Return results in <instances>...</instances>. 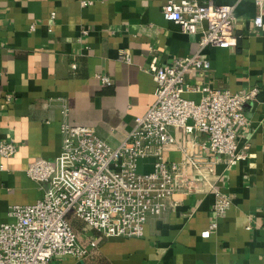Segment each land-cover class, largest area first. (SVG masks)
Segmentation results:
<instances>
[{
	"label": "crops",
	"instance_id": "0c3cea01",
	"mask_svg": "<svg viewBox=\"0 0 264 264\" xmlns=\"http://www.w3.org/2000/svg\"><path fill=\"white\" fill-rule=\"evenodd\" d=\"M254 1L244 0L236 9L237 46L208 47L202 57L211 70L189 77L193 84L233 93L260 89L244 106L249 125L238 129L240 145L250 146L248 159L215 165L213 183L232 200L230 209L216 217L215 193L201 184L203 171L183 165L184 154L171 150L166 160L180 166L196 191L169 200L163 215L149 219L142 238H106L72 218L91 256L69 264H264V25H255ZM167 2L0 0V139L18 146L11 159L0 156V223L14 220L11 206L31 205L44 196L48 184L32 181L27 169L38 159L60 155L65 121L93 127L118 146L156 101L157 83L147 71L153 58L163 64L199 51L201 34H185L166 20ZM126 51L131 63L120 61ZM171 132L204 169L209 167L213 158L201 149L204 137L189 138L179 128ZM139 167L151 171L153 162L142 160ZM213 222L217 228L203 239Z\"/></svg>",
	"mask_w": 264,
	"mask_h": 264
},
{
	"label": "built area",
	"instance_id": "2783aa9c",
	"mask_svg": "<svg viewBox=\"0 0 264 264\" xmlns=\"http://www.w3.org/2000/svg\"><path fill=\"white\" fill-rule=\"evenodd\" d=\"M243 1L168 0L164 17L185 34H201L199 51L163 64L153 58L147 71L157 83L156 101L143 117L135 119L118 146L105 142L93 127L62 124L60 155L54 161L38 159L27 169L32 181L48 184L44 196L31 205L11 206L8 214L14 220L0 223V264H69L90 257L69 217L106 238L144 237L149 219L163 215L169 200L178 193L196 191L195 182L183 175L180 166L166 160L165 154L174 149L184 154L183 165H191L197 174L203 171L201 184L215 193L216 217L230 209L232 200L213 183L218 179L215 165L223 160L235 166L248 159L250 146L240 145L238 129L249 125L244 106L258 98L260 89L233 93L193 84L189 77L211 70L210 61L202 57L208 47L237 46L236 9ZM254 3L255 25L261 28L264 0ZM91 4L82 2L83 6ZM120 61L131 63V54L122 53ZM99 78L110 84L108 77ZM191 93L201 95L198 102L189 97ZM172 128L181 129L189 138L204 137L201 149L213 158L208 168H203L188 145L178 143ZM17 152L14 142L0 139V156L11 159ZM142 160H151L153 169L139 172ZM216 228L213 222L201 237L209 239Z\"/></svg>",
	"mask_w": 264,
	"mask_h": 264
},
{
	"label": "rangeland",
	"instance_id": "374dc122",
	"mask_svg": "<svg viewBox=\"0 0 264 264\" xmlns=\"http://www.w3.org/2000/svg\"><path fill=\"white\" fill-rule=\"evenodd\" d=\"M193 100H195V101H199V99L198 98H196V97H193L192 98ZM142 171V169H141V167H139V172H141ZM73 217H69V220L71 221V219H72Z\"/></svg>",
	"mask_w": 264,
	"mask_h": 264
}]
</instances>
